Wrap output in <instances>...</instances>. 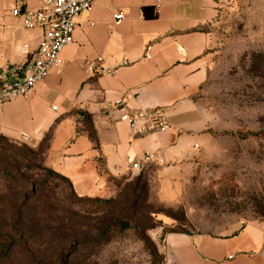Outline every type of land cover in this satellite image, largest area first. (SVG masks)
<instances>
[{"label":"crops","instance_id":"0c3cea01","mask_svg":"<svg viewBox=\"0 0 264 264\" xmlns=\"http://www.w3.org/2000/svg\"><path fill=\"white\" fill-rule=\"evenodd\" d=\"M20 2L0 0V88L22 77L42 38L11 15ZM26 4L34 9L38 0ZM217 17L215 0H97L76 18L58 67L28 98L0 104V136L36 142L50 131L47 163L80 196L102 189L104 173L136 176L149 166L163 194H176L207 139L196 97L213 62ZM139 110L161 112L167 127L133 135L122 116ZM79 112L91 117L96 144ZM161 253L166 264H264V225L226 236L166 233Z\"/></svg>","mask_w":264,"mask_h":264},{"label":"rangeland","instance_id":"374dc122","mask_svg":"<svg viewBox=\"0 0 264 264\" xmlns=\"http://www.w3.org/2000/svg\"><path fill=\"white\" fill-rule=\"evenodd\" d=\"M215 1L214 58L196 97L207 139L176 194H163L154 166L136 176L103 174L102 189L85 196L66 181L52 180L44 214L64 222L71 217L59 231L65 241L61 235L49 243L42 231L31 249L20 246L0 264H166V232L226 236L246 224L264 225V0ZM50 139H10V146L51 168ZM111 219L128 229L95 245L94 224ZM70 233L75 243L67 247Z\"/></svg>","mask_w":264,"mask_h":264},{"label":"trees","instance_id":"16d2710c","mask_svg":"<svg viewBox=\"0 0 264 264\" xmlns=\"http://www.w3.org/2000/svg\"><path fill=\"white\" fill-rule=\"evenodd\" d=\"M77 115L79 117L77 121L83 126L91 142L96 144L91 117L83 112ZM47 134L51 137L50 131ZM76 134H79L78 127ZM11 144L12 140L0 136V261L10 259L20 246L31 249L42 231L48 232L49 243L56 242L62 235L59 231L64 230L63 228L66 227L71 217L64 222L65 218L53 220L44 214L50 210L51 203L45 198L47 193L54 190L51 187V181L55 179L66 181L74 192L68 178L52 168L32 162L26 151L10 146ZM95 202H100V200H95ZM103 203L109 202L103 201ZM127 229V224L119 220L102 221L94 224L92 239L95 245L104 244L116 230L124 232ZM166 233L187 234L175 231ZM62 236V240L65 241V235ZM67 237L70 238L67 247L73 246L75 243L73 234L70 233Z\"/></svg>","mask_w":264,"mask_h":264},{"label":"built area","instance_id":"2783aa9c","mask_svg":"<svg viewBox=\"0 0 264 264\" xmlns=\"http://www.w3.org/2000/svg\"><path fill=\"white\" fill-rule=\"evenodd\" d=\"M27 1L21 0L11 15L20 17L26 29H40L41 42L25 63L22 77L0 88V104L15 97L28 98L35 86L58 67L61 51L73 43L76 18L82 12H90L97 0H38L34 9L28 8ZM122 19L121 13L115 15L116 24ZM97 60L100 61L99 58ZM122 103V100H115L113 106L123 110ZM122 119L133 135H144L167 127L163 115L156 110H139L123 115Z\"/></svg>","mask_w":264,"mask_h":264}]
</instances>
